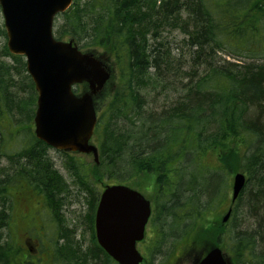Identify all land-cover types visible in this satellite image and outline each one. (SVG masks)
Instances as JSON below:
<instances>
[{
  "label": "trees",
  "instance_id": "1",
  "mask_svg": "<svg viewBox=\"0 0 264 264\" xmlns=\"http://www.w3.org/2000/svg\"><path fill=\"white\" fill-rule=\"evenodd\" d=\"M54 33L108 59L118 74L96 102L99 164L63 153L74 184L88 200L89 247L83 249L75 228L65 223L70 184L55 168L52 148L33 131L38 93L26 60L4 43L0 264L29 263L3 231L12 222L14 199L26 194V187L43 195L55 225L50 262L118 264L96 238L99 186L138 180L147 181L144 189L153 194L143 264H155L157 256L178 248L205 255L215 246L233 264H264V199L248 198L253 184L264 192V0H74L57 17ZM0 37H6L5 29ZM178 47L188 48L196 80L177 100L151 107L145 89L182 73L181 58L174 54ZM223 53L237 62L222 60ZM240 171L247 183L232 204L231 177ZM230 207L231 217L223 223ZM244 217L254 224L246 226ZM202 256L198 253L195 262Z\"/></svg>",
  "mask_w": 264,
  "mask_h": 264
},
{
  "label": "water",
  "instance_id": "2",
  "mask_svg": "<svg viewBox=\"0 0 264 264\" xmlns=\"http://www.w3.org/2000/svg\"><path fill=\"white\" fill-rule=\"evenodd\" d=\"M74 0H0L7 46L26 58L27 71L38 93L35 135L55 150L92 155L99 164V149L92 143L98 122L96 100L113 72L104 57L82 51L74 40L54 35L55 20ZM86 85L82 92L76 87ZM247 177H233L232 202L243 192ZM230 208L223 218L231 216ZM152 203L139 191L108 185L101 193L95 215L98 244L118 264H142L138 243L145 238ZM195 264H232L219 247H212Z\"/></svg>",
  "mask_w": 264,
  "mask_h": 264
},
{
  "label": "rangeland",
  "instance_id": "3",
  "mask_svg": "<svg viewBox=\"0 0 264 264\" xmlns=\"http://www.w3.org/2000/svg\"><path fill=\"white\" fill-rule=\"evenodd\" d=\"M1 28L5 29V25L0 7V29ZM174 38L177 41L181 42L183 37L175 34ZM4 43H7V38L0 37V50ZM222 57L226 58L228 61L237 62L232 57L229 58L226 54H222ZM105 61L107 62L108 66H110V68L112 69L113 72L112 76L114 77L117 76L118 74H117L116 66L106 58ZM185 70L186 69L183 68L181 72L184 73ZM182 73L180 74V76L183 75ZM182 81L186 82L187 79L183 77ZM179 82L181 83V80H179ZM155 84H156V88L148 87L144 91L147 101L152 106L156 105L157 107H160V106L168 105L171 102L180 98L181 95H183L182 91H175V89L173 88L167 89L165 88V85L157 84V83ZM180 88H182V86H180L179 89ZM83 89L84 86H80L78 88V91L82 92ZM72 155L76 158L81 159L86 163H90V164L94 163L93 156L73 154V153ZM49 156L53 161L55 168L64 176V178L67 180V182L70 184L71 187V193L67 199L68 204L64 208L65 223L70 228H75L77 232V240L81 241L83 245V249H86L87 246L89 247L88 243L90 240L89 229L86 224L87 216L89 214V209L87 205L88 200H85V195L79 192L77 186L73 182L72 175L65 167L66 156L55 149L50 150ZM2 164L5 165L6 162H2ZM104 182H106L105 179ZM146 182L147 181L141 182V180H138V181L126 183V185L152 198L153 194L150 191L147 192L144 189V187H146L147 185ZM232 182H233V176L231 177L230 201L232 197ZM99 187L104 189L102 184ZM23 191H25L26 194L21 195V193L20 194L18 193L17 195L19 196L16 197L18 199H14L15 206L11 212L12 222L10 225L6 226L3 231L8 236L10 241L12 240L14 244H16L18 247L23 249V255H24L23 260H28L29 261L28 264H53L49 260L50 255H48V253H51L50 251L54 249V245L56 244L55 243L56 231H55V225L52 221L51 213L46 211L43 205V201H42L43 199L38 198L39 195L34 193L32 187H26ZM243 219L246 220V226H251L252 224H254V219L252 217H244ZM147 234L150 238L151 236L150 226H148L147 228L145 241L148 240ZM145 241L140 246H138V248L147 257L144 250L145 249L144 247L146 245ZM28 243L34 245V247L36 246V248L40 250V253L33 255L31 254L29 256L25 255L28 254L27 252L28 251L27 245H29ZM198 253H200L201 256L204 254V252L201 249H197L195 251L192 252L190 251L188 253H185L184 249L179 250L178 248V250L175 251L173 254H169L166 256L161 255V256H157L156 258L158 259L157 262L163 261L162 263L164 264H194L195 257L198 255ZM226 256L228 257L229 255L226 254ZM51 260L55 262L53 258H51ZM157 262H155V264H157ZM57 264H65V263L61 262Z\"/></svg>",
  "mask_w": 264,
  "mask_h": 264
},
{
  "label": "bare ground",
  "instance_id": "4",
  "mask_svg": "<svg viewBox=\"0 0 264 264\" xmlns=\"http://www.w3.org/2000/svg\"><path fill=\"white\" fill-rule=\"evenodd\" d=\"M178 45V44H177ZM177 47V46H176ZM179 49L177 48H174V54L181 58V68H185V73L187 75H181L179 77H176V78H172L171 80L167 81L165 83V88L167 89H175V91H183L184 89L186 88H189V85L192 83V80L195 79L196 80V74H191L192 71H193V63H192V60H191V56H189V51H188V48H183V47H178ZM224 54V53H223ZM228 56V55H227ZM229 58H231L230 56H228ZM220 58L222 60H226L228 61L226 58H223L222 57V54H220ZM234 59V58H233ZM259 59V58H257ZM231 62V61H229ZM232 63H235V62H232ZM186 78L187 81H182V78ZM179 80H181V83L179 82ZM182 86V88L179 89V87ZM166 90V89H165ZM151 105V104H150ZM151 107H154V108H157V109H161V107L163 106H160V107H157L156 105L152 106ZM238 173V172H237ZM244 173V172H243ZM246 175V173H244ZM235 175V174H234ZM233 175V177H234ZM247 176V175H246ZM246 187V185H245ZM256 186L253 184L250 188H249V195H248V198L250 199H255L257 201V196L258 197H262L264 199V192L263 191H259V190H256ZM245 189V188H244ZM244 191V190H243ZM69 197V196H68ZM67 197V198H68ZM264 214V212L262 213V215Z\"/></svg>",
  "mask_w": 264,
  "mask_h": 264
},
{
  "label": "flooded vegetation",
  "instance_id": "5",
  "mask_svg": "<svg viewBox=\"0 0 264 264\" xmlns=\"http://www.w3.org/2000/svg\"><path fill=\"white\" fill-rule=\"evenodd\" d=\"M34 189V188H33ZM38 198H43V195H41L40 197H38ZM43 201V200H42ZM85 223V222H84ZM87 224V223H86ZM26 241H27V239H26ZM31 246V250H29L28 251V254L29 255H31L30 253H33V254H38V253H40V250H38L37 248H36V246L34 247V245H30ZM32 254V255H33Z\"/></svg>",
  "mask_w": 264,
  "mask_h": 264
}]
</instances>
